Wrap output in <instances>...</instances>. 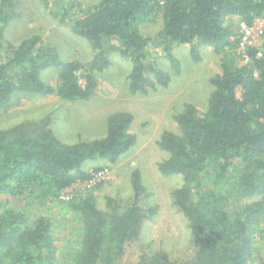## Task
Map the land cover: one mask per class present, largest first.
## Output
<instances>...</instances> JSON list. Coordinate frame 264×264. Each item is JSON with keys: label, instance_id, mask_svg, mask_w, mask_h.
Listing matches in <instances>:
<instances>
[{"label": "trees", "instance_id": "16d2710c", "mask_svg": "<svg viewBox=\"0 0 264 264\" xmlns=\"http://www.w3.org/2000/svg\"><path fill=\"white\" fill-rule=\"evenodd\" d=\"M15 7L10 0L0 3V111L16 92L88 100L96 88L94 73L110 64L112 51L132 63L130 92L147 94L157 82L165 84L167 75L146 63L150 39L142 35L141 24L161 17L156 39L166 49L171 43L189 44L198 60L201 45H210L216 54L234 48L238 25L236 30L224 21L237 15L250 22L264 13V0H99L69 18L71 31L94 49L85 62L64 61L40 35L17 44L6 40L5 28L19 15ZM52 13L57 16V11ZM248 54L249 61L241 66L230 56L223 59L221 72L210 78L213 90L205 111L186 104L174 116L179 132L166 130L158 140L168 154L158 164L161 173L184 176L185 183L171 196L189 223L195 254L171 260L162 252L141 250L136 264H247L253 258L254 237L264 235V57L255 49ZM168 57L177 63L171 53ZM48 68L58 69L54 85L41 78ZM132 120L130 112H113L107 117L105 136L74 143L60 141L46 122L1 129L0 194L35 201L55 197L78 181H90L82 164L96 158L113 163L129 150L135 143ZM131 181L134 201L124 209L115 205L101 210L91 194L72 205L81 217L82 238L68 253V264H121L126 245L139 239L154 210L145 213L138 205L143 192L138 170ZM231 195L261 199L229 208ZM61 256L48 217L28 219L23 211L0 203V264H61Z\"/></svg>", "mask_w": 264, "mask_h": 264}, {"label": "rangeland", "instance_id": "374dc122", "mask_svg": "<svg viewBox=\"0 0 264 264\" xmlns=\"http://www.w3.org/2000/svg\"><path fill=\"white\" fill-rule=\"evenodd\" d=\"M10 1L15 3L19 15L5 28L6 40L17 44L28 36L40 35L47 44L57 49L64 61L78 59L85 62L92 57L93 47L71 31L69 18L72 13L77 15L80 8L92 7L99 0H49L47 6L42 0ZM67 6L69 11L65 8ZM52 11H57V16ZM60 17L66 21L61 22ZM255 18L264 21V13L250 21ZM239 19L237 15H230L224 24L237 30ZM162 24V18L158 17L140 25L142 35L150 39L146 47V63H151L167 75L165 84L157 82L147 94L130 92L128 75L132 63L112 51L109 54L110 64L94 73L96 88L88 100L68 101L55 94L16 92L7 108L0 111V130L21 123L42 126L46 122V127L65 143L105 136L107 117L113 112L127 111L133 115L130 131L135 136L134 145L113 163L105 158L86 160L82 169L91 175L90 181H78L55 197L41 199L43 201L10 199L0 194V203L4 207L23 211L28 219L41 215L50 219L55 243L62 252L61 264H68L71 258L68 253L79 247L82 238L81 217L72 205L80 197L91 194L94 204L101 210H111L115 205L120 209L130 206L134 201L131 177L135 170L140 172L143 185L138 205L145 213L150 208L154 210L151 218L145 220L139 239L126 245L121 264H136L141 250L152 255L162 252L171 260H185L195 254L189 223L171 196L175 188L185 183L184 176L161 173L158 164L168 154L160 148L158 140L166 130L179 132L174 116L186 104L205 111L213 90L210 78L221 72L223 59L230 56L237 66L245 61L237 45L221 54H216L210 45H201L198 60L192 57L189 44L171 43L166 49V45L156 39ZM169 53L177 63L170 61ZM57 73V68H48L42 71L41 78L54 85ZM147 73L155 77L151 71L147 70ZM79 81L84 83L83 74L79 75ZM104 168L108 170L105 177L93 178ZM98 182L101 185L98 186ZM258 199H261L260 195L247 198L231 195L227 206L231 208ZM254 238L256 251L247 264H264V235L256 234Z\"/></svg>", "mask_w": 264, "mask_h": 264}, {"label": "built area", "instance_id": "2783aa9c", "mask_svg": "<svg viewBox=\"0 0 264 264\" xmlns=\"http://www.w3.org/2000/svg\"><path fill=\"white\" fill-rule=\"evenodd\" d=\"M238 40L237 46L244 61H249L248 51L250 49L257 50L259 57H264V21L259 18H255L250 22L240 20L238 22ZM108 170L104 168L96 172L93 178H103L108 173ZM89 184V183H88Z\"/></svg>", "mask_w": 264, "mask_h": 264}]
</instances>
